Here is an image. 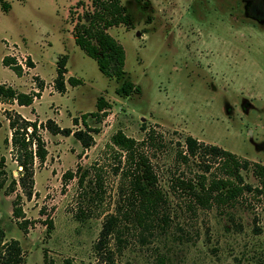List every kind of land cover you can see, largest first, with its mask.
<instances>
[{"label":"rangeland","instance_id":"374dc122","mask_svg":"<svg viewBox=\"0 0 264 264\" xmlns=\"http://www.w3.org/2000/svg\"><path fill=\"white\" fill-rule=\"evenodd\" d=\"M77 1L0 0V82L39 91L30 105L0 101L5 184L20 169L5 141L10 136L7 112L39 121L53 117L60 126L85 129L82 113L97 110L99 97L107 103L97 117L85 118L97 129L90 131L94 140L86 148L72 133L40 128L48 154L35 166V193L21 200L31 221L26 233L11 214L15 192L0 188V227L6 238L20 241L23 264H43L44 248L55 264H108L94 244L105 213L113 210L117 176H107L105 212L77 219L76 178L64 183L62 173L76 162L102 159L117 128L135 138L153 129L163 139L165 147L149 153L164 187L171 174L187 176L197 168L175 159L187 134L264 163V0H121L129 23L108 29L125 50L119 78L104 75L74 42L73 19L83 9ZM11 54L27 57L20 75L2 63ZM62 54L65 78L73 75L80 82L65 81L60 92L54 77ZM125 80L132 82L128 94L121 89ZM246 180L255 184L249 174ZM170 198V233L114 244L116 264H160L157 253L164 255L163 264H264V194L244 192L231 204L198 208L194 216L183 198L172 193ZM46 217L54 222L49 235Z\"/></svg>","mask_w":264,"mask_h":264},{"label":"trees","instance_id":"16d2710c","mask_svg":"<svg viewBox=\"0 0 264 264\" xmlns=\"http://www.w3.org/2000/svg\"><path fill=\"white\" fill-rule=\"evenodd\" d=\"M82 11L76 13L72 36L74 42L87 55L92 57L100 71L108 76L119 78L124 73L125 50L122 43L108 30L119 23H129V16L121 0H91V5H84ZM30 64L31 62L28 61ZM66 55H60L56 60V75L54 85L63 92L65 81L71 85L79 83L73 75L65 78ZM2 63L12 68L17 75L21 74V66L15 63L14 57L4 55ZM41 86V84H40ZM132 82L122 83V92L128 94L132 90ZM39 91H22L10 84L0 82V101L15 100L19 105H30ZM106 101L99 97L97 110L84 112L81 115L85 129H72L60 126L53 117L44 121L31 119L19 112H7L10 136L6 143L11 146V154L20 167L18 177H11L7 184L5 157L0 156V188L4 187L7 194L13 193L11 214L16 224L28 231L31 221L25 216L21 200L23 196L30 198L35 193V166L42 165L47 157L48 149L40 128L51 133H72L80 140L84 148L93 142L90 131H97L85 120L88 114L99 115L104 112ZM78 119L73 118V123ZM153 129L145 132L142 138H135L117 128L110 135L106 144L104 157L100 160L83 165L76 162L75 168H68L62 173V180L76 178L77 206L74 217L77 219L104 211L107 195V176L113 173L117 176V189L113 198V210L105 213L94 244L96 251L105 256L108 264H116L111 253L114 244L125 241L128 244L142 243L145 239L158 238L170 233L173 225V205L170 193L184 199L186 210L194 216L198 208L206 209L212 206L221 207L233 203L244 192L254 195L264 194V163L251 160L246 156L226 149L215 143H208L187 134L183 145L178 143L175 159L181 163H191L197 166L191 175L171 174L167 186L160 184L159 173L151 159L149 150L165 147L163 139L159 138ZM81 155H79L80 157ZM251 175L255 184L246 180ZM46 235L54 227L51 218L44 219ZM43 250V264H55ZM160 264L164 255L157 253ZM25 252L20 241L15 237L6 238L0 227V264H23Z\"/></svg>","mask_w":264,"mask_h":264},{"label":"built area","instance_id":"2783aa9c","mask_svg":"<svg viewBox=\"0 0 264 264\" xmlns=\"http://www.w3.org/2000/svg\"><path fill=\"white\" fill-rule=\"evenodd\" d=\"M11 56H15V58L17 60L16 63L21 65V67L25 66L26 60H27V57L25 55H22L20 58L16 55H13V54H11Z\"/></svg>","mask_w":264,"mask_h":264}]
</instances>
